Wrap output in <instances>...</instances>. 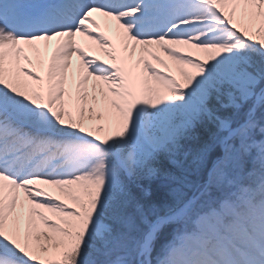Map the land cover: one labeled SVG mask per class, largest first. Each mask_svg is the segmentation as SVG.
Here are the masks:
<instances>
[{"label": "snow or ice", "instance_id": "1", "mask_svg": "<svg viewBox=\"0 0 264 264\" xmlns=\"http://www.w3.org/2000/svg\"><path fill=\"white\" fill-rule=\"evenodd\" d=\"M0 264H264V0H0Z\"/></svg>", "mask_w": 264, "mask_h": 264}, {"label": "trees", "instance_id": "2", "mask_svg": "<svg viewBox=\"0 0 264 264\" xmlns=\"http://www.w3.org/2000/svg\"><path fill=\"white\" fill-rule=\"evenodd\" d=\"M156 198H158V197H156Z\"/></svg>", "mask_w": 264, "mask_h": 264}]
</instances>
